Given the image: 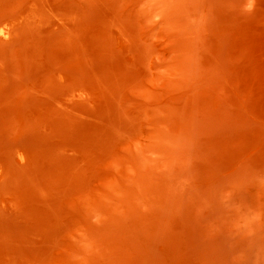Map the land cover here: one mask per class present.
<instances>
[{
    "label": "rangeland",
    "instance_id": "1",
    "mask_svg": "<svg viewBox=\"0 0 264 264\" xmlns=\"http://www.w3.org/2000/svg\"><path fill=\"white\" fill-rule=\"evenodd\" d=\"M0 0V264H264V0Z\"/></svg>",
    "mask_w": 264,
    "mask_h": 264
},
{
    "label": "clouds",
    "instance_id": "2",
    "mask_svg": "<svg viewBox=\"0 0 264 264\" xmlns=\"http://www.w3.org/2000/svg\"><path fill=\"white\" fill-rule=\"evenodd\" d=\"M256 0H248L247 8L249 11H254Z\"/></svg>",
    "mask_w": 264,
    "mask_h": 264
},
{
    "label": "snow or ice",
    "instance_id": "3",
    "mask_svg": "<svg viewBox=\"0 0 264 264\" xmlns=\"http://www.w3.org/2000/svg\"><path fill=\"white\" fill-rule=\"evenodd\" d=\"M0 35H2V30H0Z\"/></svg>",
    "mask_w": 264,
    "mask_h": 264
}]
</instances>
